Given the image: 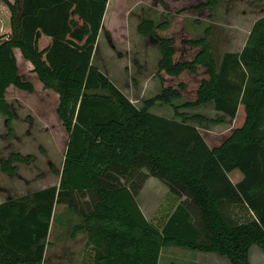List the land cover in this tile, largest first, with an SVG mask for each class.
Masks as SVG:
<instances>
[{
	"label": "trees",
	"instance_id": "1",
	"mask_svg": "<svg viewBox=\"0 0 264 264\" xmlns=\"http://www.w3.org/2000/svg\"><path fill=\"white\" fill-rule=\"evenodd\" d=\"M108 2L0 0V113L13 132L8 89L35 91L20 74L19 48L44 86L59 94L57 114L69 134L59 185L0 204V264H43L57 204L81 218L71 236L87 233L83 264H160L169 246L252 264L251 248L264 250V16L243 51L225 53L220 65L209 43L211 27L199 38H186L182 31L178 37L170 21L143 18L139 34L160 46L162 89L139 107L93 63ZM219 4L208 0L198 8ZM186 51L190 56L184 58ZM188 77L199 80L193 98L187 97ZM181 99L183 108L213 103L221 114L188 117L175 103ZM158 102L175 106L180 119L153 113ZM228 118L234 126L222 135L190 123ZM34 160L17 152L0 166L17 175L18 164ZM142 168L169 187L157 222L148 220L139 204L142 185L134 178L123 184L115 175ZM87 193L89 208L77 200ZM236 205L253 217L235 220L227 210Z\"/></svg>",
	"mask_w": 264,
	"mask_h": 264
},
{
	"label": "rangeland",
	"instance_id": "2",
	"mask_svg": "<svg viewBox=\"0 0 264 264\" xmlns=\"http://www.w3.org/2000/svg\"><path fill=\"white\" fill-rule=\"evenodd\" d=\"M207 2L208 0H109L93 55L94 65L107 74L139 107H143L145 100L159 94L162 84L157 71L161 50L156 39L139 34L137 27L143 18L153 19L157 23L170 21L173 23L170 31L178 37L182 31L186 38H199L211 27L209 43L220 65L225 53L243 51L247 35H250L255 22L264 16V0H220V4L214 8H198ZM4 10L7 11L5 5ZM178 45L182 48L178 53L180 56L184 47L182 38L178 39ZM191 51L189 53L194 55V51ZM189 53L186 51L184 58L190 56ZM16 54L20 74L34 84L35 91L31 93L14 86L8 89L7 99L16 118L13 132H10L7 118L0 113V160L17 152L34 155L35 160L30 164H18L17 175L3 172L0 166V204L58 184L69 141V134L57 114L59 94L44 86L34 65L23 56L19 48L16 49ZM187 81L190 89L187 97L193 98L199 80L188 77ZM184 102V99L175 101L179 111L188 117L201 114L215 119L221 114L215 110L213 103L198 108H183L181 105ZM151 111L167 118L180 119L172 105L158 102ZM190 123L202 131L222 135L233 128L235 120L228 118L223 123L192 120ZM115 175L123 184L134 178L138 185H142L137 197L139 204L147 219L157 222L162 214L160 209L169 194V187L165 182L150 175L145 168L125 175L120 172ZM91 198V193L77 196V200L80 199L85 208L91 207ZM188 204L196 222L201 223L197 206L192 202ZM227 211L239 221L253 217L250 211L240 205ZM56 212L64 218L69 215L70 210L68 205L58 204ZM74 215L78 221L81 220L78 214H72ZM58 223L59 220L53 228L50 247H84L83 240H74L69 233L66 235L65 229ZM170 248L173 251H168ZM250 259L252 264H264V250L254 245ZM160 264H230V261L216 253L169 246L162 251Z\"/></svg>",
	"mask_w": 264,
	"mask_h": 264
},
{
	"label": "crops",
	"instance_id": "3",
	"mask_svg": "<svg viewBox=\"0 0 264 264\" xmlns=\"http://www.w3.org/2000/svg\"><path fill=\"white\" fill-rule=\"evenodd\" d=\"M249 35H247V38ZM244 42H246V37L244 39ZM246 45V43H245ZM17 49V48H16ZM16 51V50H15ZM17 55V54H16ZM18 58V57H17ZM60 183V181H59ZM56 184V185H59ZM54 186V185H52ZM51 187V186H49ZM48 188V187H45ZM43 188V189H45ZM42 190V189H40ZM58 205V204H57ZM57 205L55 206L54 213H53V219L50 225V232L47 240V247L45 251V258L43 264H83V258L84 254L86 251V246H87V241H88V236L86 232H79L76 234V236L73 238L71 236L73 228L75 225L81 223V220L78 221L76 219V215L72 216L74 212L70 210L69 215L67 217H60L56 210H57ZM59 220L58 225L63 227L65 229L66 235L69 233L72 239L77 240L78 238L79 241L83 240L84 241V247H50L51 243V237H52V231L53 228L56 224V221ZM61 231V229H60ZM62 232V231H61ZM164 250V249H163ZM168 251H173V249H168ZM67 255V257H65Z\"/></svg>",
	"mask_w": 264,
	"mask_h": 264
}]
</instances>
